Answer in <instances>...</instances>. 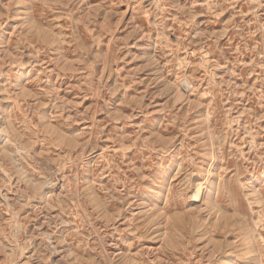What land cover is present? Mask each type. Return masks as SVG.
Here are the masks:
<instances>
[{
    "label": "rangeland",
    "instance_id": "374dc122",
    "mask_svg": "<svg viewBox=\"0 0 264 264\" xmlns=\"http://www.w3.org/2000/svg\"><path fill=\"white\" fill-rule=\"evenodd\" d=\"M0 264H264V0H0Z\"/></svg>",
    "mask_w": 264,
    "mask_h": 264
},
{
    "label": "bare ground",
    "instance_id": "6f19581e",
    "mask_svg": "<svg viewBox=\"0 0 264 264\" xmlns=\"http://www.w3.org/2000/svg\"><path fill=\"white\" fill-rule=\"evenodd\" d=\"M209 174L204 177L203 179H200V180H197L195 183H194V187H195V192L193 194V200H197L199 195L203 193L204 189H205V185L207 184L208 182V179H209ZM192 195V194H191Z\"/></svg>",
    "mask_w": 264,
    "mask_h": 264
}]
</instances>
